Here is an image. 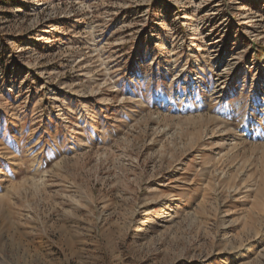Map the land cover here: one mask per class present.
<instances>
[{
	"label": "rangeland",
	"instance_id": "obj_1",
	"mask_svg": "<svg viewBox=\"0 0 264 264\" xmlns=\"http://www.w3.org/2000/svg\"><path fill=\"white\" fill-rule=\"evenodd\" d=\"M0 264H264V0H0Z\"/></svg>",
	"mask_w": 264,
	"mask_h": 264
}]
</instances>
